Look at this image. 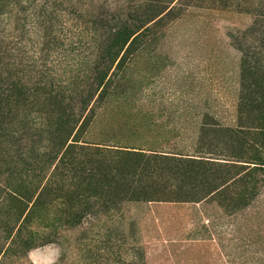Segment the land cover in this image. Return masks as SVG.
Instances as JSON below:
<instances>
[{
  "label": "rangeland",
  "instance_id": "1",
  "mask_svg": "<svg viewBox=\"0 0 264 264\" xmlns=\"http://www.w3.org/2000/svg\"><path fill=\"white\" fill-rule=\"evenodd\" d=\"M262 46L264 0H0V264H264Z\"/></svg>",
  "mask_w": 264,
  "mask_h": 264
},
{
  "label": "trees",
  "instance_id": "2",
  "mask_svg": "<svg viewBox=\"0 0 264 264\" xmlns=\"http://www.w3.org/2000/svg\"><path fill=\"white\" fill-rule=\"evenodd\" d=\"M139 35L137 34H133L132 31L130 29H127V28H123V29H118V30H113L111 31L110 35H109V38L111 39V42H110V46L112 47V50H119L120 48H124L126 47L128 44H130V46H132L133 44L136 43L137 39H138ZM262 49L264 51V47L262 46ZM114 53H111V55H113ZM263 63H264V60H263ZM250 65V64H249ZM248 64H246L244 66V78L247 79L248 75H249V70L251 69L250 66ZM261 69L264 70V64L263 66L261 67ZM243 97H242V102H243V105L245 104L246 102V106L248 105V98L249 96H254L252 95L251 93V89L249 87H244V92H243ZM54 97V95L52 96ZM51 97V99H52ZM248 97V98H247ZM56 98V97H54ZM248 107H250V105H248ZM245 109V108H244ZM233 136V138H235V140H238V141H243L244 137L245 136H248V137H251V141L255 142V141H262L264 142V134H246V133H240V132H232V131H227L226 133H228ZM71 148H68V151L67 153H69V150ZM97 153H99V151L97 150L96 151ZM66 153V154H67ZM127 157H132V154H127ZM262 166H264V164H260ZM204 165H201L199 167H204ZM208 166V165H207ZM250 171V169H248ZM206 181V180H204ZM204 184V183H202ZM207 185H209V182L207 183ZM130 192V191H129ZM136 192L134 191L133 194H135Z\"/></svg>",
  "mask_w": 264,
  "mask_h": 264
}]
</instances>
